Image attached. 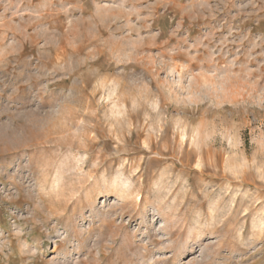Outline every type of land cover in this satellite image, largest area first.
Masks as SVG:
<instances>
[{
  "label": "rangeland",
  "instance_id": "rangeland-1",
  "mask_svg": "<svg viewBox=\"0 0 264 264\" xmlns=\"http://www.w3.org/2000/svg\"><path fill=\"white\" fill-rule=\"evenodd\" d=\"M0 264H264V0H0Z\"/></svg>",
  "mask_w": 264,
  "mask_h": 264
}]
</instances>
